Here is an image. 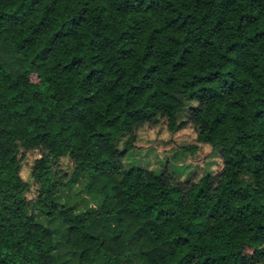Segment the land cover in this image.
<instances>
[{
	"label": "trees",
	"instance_id": "16d2710c",
	"mask_svg": "<svg viewBox=\"0 0 264 264\" xmlns=\"http://www.w3.org/2000/svg\"><path fill=\"white\" fill-rule=\"evenodd\" d=\"M187 102L222 169L125 168ZM81 180L98 205L77 214ZM130 262L264 264V0H0V264Z\"/></svg>",
	"mask_w": 264,
	"mask_h": 264
},
{
	"label": "rangeland",
	"instance_id": "374dc122",
	"mask_svg": "<svg viewBox=\"0 0 264 264\" xmlns=\"http://www.w3.org/2000/svg\"><path fill=\"white\" fill-rule=\"evenodd\" d=\"M194 105L195 103L187 102V107L181 113L180 121L186 123L185 128L180 131L171 132L166 120L157 126L146 125L140 129L135 149L122 160V165L127 169L140 167L156 173L167 167L171 174L183 182L198 181L208 173L217 174L223 166L220 152L207 144L199 143L196 132L189 123L188 109ZM40 157V152H29L23 159L21 177L30 185L27 193L29 200L37 196V185L32 179V169ZM57 169L70 175L73 173L74 164L70 158H63ZM249 180L243 178L241 182L245 185ZM85 184L86 181L81 180L74 187L66 189L63 194V201L73 206L77 214L89 212L98 205V201L86 192Z\"/></svg>",
	"mask_w": 264,
	"mask_h": 264
}]
</instances>
